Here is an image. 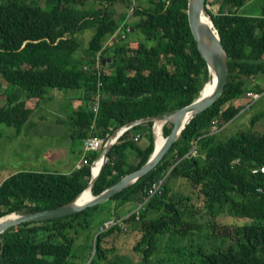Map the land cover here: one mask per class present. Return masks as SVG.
Wrapping results in <instances>:
<instances>
[{"label": "trees", "instance_id": "16d2710c", "mask_svg": "<svg viewBox=\"0 0 264 264\" xmlns=\"http://www.w3.org/2000/svg\"><path fill=\"white\" fill-rule=\"evenodd\" d=\"M188 1L136 0L135 6L134 0H0V125L19 134L38 105L53 103L52 92L77 94L70 99L80 107L73 109L68 135L81 142L83 153L70 174L21 169L8 175L0 184V218L73 201L88 186L91 166L107 142L86 151L89 137L108 140L118 128L198 98L210 75L189 29ZM251 1L207 0L220 6L208 14L228 58L227 81L160 162L101 204L7 229L0 234V264H117L109 260L120 246L117 239L129 244L134 235L128 246L142 264L157 257L158 264H264V172L251 173L264 167V133L252 127L226 140L208 133L212 121L224 125L245 108L246 93L264 91V0L255 16L244 11ZM125 19L128 35L112 37ZM86 32L91 35L84 45ZM141 36L154 45L138 41ZM263 116L258 113L251 124ZM152 125L143 122L122 133L91 195L146 163L154 150ZM171 128L164 125L163 137ZM110 220L122 224L105 228Z\"/></svg>", "mask_w": 264, "mask_h": 264}, {"label": "rangeland", "instance_id": "374dc122", "mask_svg": "<svg viewBox=\"0 0 264 264\" xmlns=\"http://www.w3.org/2000/svg\"><path fill=\"white\" fill-rule=\"evenodd\" d=\"M139 1L142 2L143 4L147 3L146 0L145 1L139 0ZM163 1L165 2V0ZM260 2L262 3L261 0L260 1L255 0L252 5L260 6L261 4ZM167 3L168 2H166V4ZM130 10L131 8H129V11ZM219 10H220L219 3L208 5V11L214 15L217 14ZM208 11L206 14L209 17ZM124 22H125L124 24L128 25L130 20L125 19ZM89 35H91L90 32H86L82 35L81 39L84 45L86 44ZM138 41H141L142 43H145V45L150 47L154 45V44L152 45V41L150 39L147 38L143 39L142 36L138 37ZM263 78L264 76H262V79ZM208 82H210V80ZM260 84L262 85V87H264V80ZM52 93L55 94V96L52 97L53 100L56 97V95H58V93L55 92ZM262 94H254L255 98H258L260 95H262L261 96L262 98L260 97L256 100L253 99L252 95L245 96L247 97L245 108L240 113H238L233 119H231L230 122L224 125H219V122L217 120L212 121L208 128V133L210 134L211 131H216L213 132V134L218 135V138L221 140H226L228 137L234 135L235 133L241 131H247L249 128L252 127H253L252 130L264 133V116L263 118L260 117V120H258L256 124L253 125L251 124V121L254 119L255 115H257L260 112H264V91L262 92ZM248 97L250 98L248 99ZM54 110H55L54 103L43 101L41 105H38V109L30 118L29 123L21 130L19 134L16 133V130L13 127L8 128L6 126L0 125V135H1L0 184L8 175L21 169L46 170L52 172L55 171L60 172L64 170L62 165H60V163L57 160L59 156L64 158L68 152L66 149L68 145L64 143L65 138L69 136L68 122L58 124V121L56 120V116L53 113ZM40 117H43V119H40ZM152 123H153L152 125V133H153V127L155 122ZM120 129L121 128H118L114 132H117ZM145 142H146L145 140H142V142L140 143L137 142V143L140 144V147H143L145 146L144 144ZM192 150L195 151L194 147L191 148L189 152L193 153ZM127 151H128L127 155L130 158V161L136 163L137 160L134 157L135 153L130 149H128ZM178 182H179L178 179L173 180L172 182L173 186L175 187L176 184H178ZM85 190H88V188L86 187L75 198L77 201L80 195H82ZM89 194H90V198L96 197L91 195V192H89ZM113 223L114 225L122 224L116 222L115 220H110L109 222L106 223V225H112ZM135 237H136L135 235L131 237L128 243L130 244L135 239ZM108 243H111L110 240L108 241ZM129 244L122 245L121 239H117L116 245H120V246L113 254H109V260L114 261L117 264L118 263L142 264V262L138 261L137 258L130 251V247L128 246ZM159 258L161 257H157V260H155L153 264H155V262L156 264H158ZM120 260H124V261L120 262ZM186 260H189V258L186 257ZM168 264H174V263L170 261Z\"/></svg>", "mask_w": 264, "mask_h": 264}, {"label": "water", "instance_id": "95a60500", "mask_svg": "<svg viewBox=\"0 0 264 264\" xmlns=\"http://www.w3.org/2000/svg\"><path fill=\"white\" fill-rule=\"evenodd\" d=\"M207 0H189L188 1V17L187 22L191 31L193 40L196 43V48L204 60L208 72L211 75L212 90L208 93L204 92L205 85L199 93V96L188 106L175 111L167 112L156 117L145 118L138 121H134L128 125V127L121 128L117 132L112 134V137L107 140L106 144L102 147L100 155L97 159L101 160L100 169L96 175L92 173L91 166V178L87 186L89 192L90 188L97 179L103 165L107 159V153L114 142L122 135L124 131L132 126L143 122H155L164 121L172 125L171 131L167 137H165V144L159 152H152L146 163L138 170L123 177L114 185L105 189L100 195L91 198L90 200L78 204L77 200H73L65 205L59 206L55 209H49L45 211H39L36 213L15 215L12 218L7 215L0 218V234L4 233L7 229L16 226L20 223L32 222V221H45L63 218L81 212L82 210L96 206L107 201L116 193L129 187L134 182L142 178L148 172H150L163 158L165 153L169 150L172 144L177 140L185 126L197 115L208 109L221 95L228 76V58L221 46L217 31L214 29L212 21L211 26H208L202 22V17L208 11ZM210 80V81H211ZM112 138H116L114 142L110 143ZM9 217V218H8Z\"/></svg>", "mask_w": 264, "mask_h": 264}, {"label": "crops", "instance_id": "0c3cea01", "mask_svg": "<svg viewBox=\"0 0 264 264\" xmlns=\"http://www.w3.org/2000/svg\"><path fill=\"white\" fill-rule=\"evenodd\" d=\"M254 1L255 0L249 2L248 5L244 8V11H246L245 13L250 14L251 16H255V14H258V12L262 8L261 2H260L261 3L260 6H258V5L253 6L252 4L254 3ZM258 1H260V0H258ZM261 79H262V77H261ZM263 80H264V78L262 79V81ZM262 81L260 80V82H262ZM254 82L256 83L257 81H254ZM61 94L56 95V97L53 99V103L55 104V110L53 113L56 116V120L58 121V124L69 122L71 115H73V109L78 108L80 106L79 102H77V101L71 102V100H70L71 98H74L75 95H77V94H72V93H68L65 95L62 94L66 98H64ZM53 96H55V94H53L52 97ZM245 96H247V93L245 94ZM246 98L247 97H245V99ZM55 99H56V101H55ZM40 119H43V117H40ZM64 143L66 145H68L66 147L68 152L64 158L59 156V158L57 160L60 163V165H62L64 170H62L60 172H56V171L55 172L56 173H62V174H70L72 171H74L76 168H78L79 165L81 164L80 160L82 158L81 156H83L82 155L83 153L79 152L81 149V142L80 141L75 142L74 140H72L68 136L67 138H65ZM38 171H42V170H38Z\"/></svg>", "mask_w": 264, "mask_h": 264}, {"label": "bare ground", "instance_id": "6f19581e", "mask_svg": "<svg viewBox=\"0 0 264 264\" xmlns=\"http://www.w3.org/2000/svg\"><path fill=\"white\" fill-rule=\"evenodd\" d=\"M202 22L204 23V24H206V25H208V26H211V22H210V19H209V17L207 16V14H205L203 17H202ZM214 27V26H213ZM216 30V29H215ZM97 68H100V65L98 64L97 65ZM210 75V74H209ZM211 75H210V80H211ZM212 87H213V84H212V80L210 81V82H208V83H206V85H205V90H204V92L205 93H208L209 91H211L212 90ZM248 94H257V93H247V96H249ZM263 95V94H262ZM262 95H260L258 98H260ZM250 97H248V99H249ZM257 98V99H258ZM254 100H256V99H254ZM138 125V124H137ZM164 125H165V122L164 121H155V123H154V127H153V136H154V149H155V151H157V152H159L160 151V149L164 146V144H165V137H163V135H162V130H163V127H164ZM115 139L116 138H112V140L110 141V143H112V142H114L115 141ZM138 141V140H137ZM116 142V141H115ZM114 142V143H115ZM154 151V150H153ZM100 164H101V160L100 159H97L95 162H94V164H93V166H92V173L94 174V175H96L97 173H98V171H99V169H100ZM91 198H90V194H89V192H88V190H85L84 191V193L82 194V195H80V197H79V199H78V201H77V203L78 204H81V203H84V202H86V201H88V200H90ZM16 214H11L9 217L10 218H12L13 216H15ZM8 217V218H9Z\"/></svg>", "mask_w": 264, "mask_h": 264}, {"label": "built area", "instance_id": "2783aa9c", "mask_svg": "<svg viewBox=\"0 0 264 264\" xmlns=\"http://www.w3.org/2000/svg\"><path fill=\"white\" fill-rule=\"evenodd\" d=\"M146 1H147V0H146ZM134 5H135V1H134ZM134 9H135V6H132V7H131V10H130V14H131V15H133V13H134ZM124 23H125V22H124ZM124 23L121 24V27L119 28V30H117V32H116L112 37L117 36V35H120V37H121L122 39H124L125 36L128 35V33L130 32V28H129V25H126V24H124ZM99 59H100V55H96V61H97V62H98ZM97 65H98V64H97ZM248 95H252V96H253V99H257V98L254 97V94H248ZM213 129H214V127H213ZM213 132H216V131H211L210 134H213ZM134 140L137 141V137H136ZM106 141H107V140L104 141L103 139H100V138H97V137H89V138L86 140L85 150H86V151H90V152H94V151L98 150V149L100 148V146H101L103 143H105ZM192 152H193V153H190L191 156H193V155L196 154L195 151L192 150ZM258 171L261 172V173L264 172V167H260L259 169H254V170H252L251 173L254 174V173L258 172ZM161 184H162V181H158L157 184H153L152 187H151L150 189H148L146 199L152 197V196L156 193L158 187H159ZM138 210H139V209H137L136 213L138 212ZM116 222L121 223V220H118V221H116ZM113 225H114V223H113L112 225H106V224H105L104 227H105V228H109V227H111V226H113Z\"/></svg>", "mask_w": 264, "mask_h": 264}]
</instances>
